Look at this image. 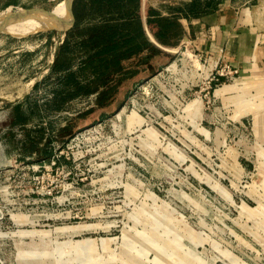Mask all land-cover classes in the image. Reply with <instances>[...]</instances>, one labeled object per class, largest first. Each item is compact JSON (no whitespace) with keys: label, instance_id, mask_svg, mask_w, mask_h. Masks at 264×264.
<instances>
[{"label":"rangeland","instance_id":"obj_1","mask_svg":"<svg viewBox=\"0 0 264 264\" xmlns=\"http://www.w3.org/2000/svg\"><path fill=\"white\" fill-rule=\"evenodd\" d=\"M62 1L0 0V264H264V60L55 68ZM234 6L264 34V0Z\"/></svg>","mask_w":264,"mask_h":264},{"label":"trees","instance_id":"obj_2","mask_svg":"<svg viewBox=\"0 0 264 264\" xmlns=\"http://www.w3.org/2000/svg\"><path fill=\"white\" fill-rule=\"evenodd\" d=\"M211 3L209 0L204 5L210 7ZM185 7L187 12L180 7L170 8L174 15L164 17L146 0H73L75 21L66 31L54 67L67 68V61L61 63L60 60L64 58L65 51L74 47L87 53L79 63L81 71L85 68L97 71L104 66L102 73H107L121 69L122 61L136 56L145 47L158 52L156 43L176 46L182 32L177 17L197 15L202 11L198 1ZM145 28L152 39L145 36ZM68 74L74 84H79L73 78V71H68Z\"/></svg>","mask_w":264,"mask_h":264},{"label":"crops","instance_id":"obj_3","mask_svg":"<svg viewBox=\"0 0 264 264\" xmlns=\"http://www.w3.org/2000/svg\"><path fill=\"white\" fill-rule=\"evenodd\" d=\"M196 1L201 3V13L197 15L189 14L187 17L184 15L177 17L182 30L178 45L187 43L195 49L222 55L234 67L243 71L251 67H257L262 63V60H264V34L247 27V24L237 14L239 11L237 12L234 9L236 7L234 6L235 4H243L249 0H217V3H215L216 0H210L212 2L210 7H208V4L204 5L209 0H167L166 3L168 5L164 10L161 9L162 7L153 5L152 0H146L148 5L156 8L160 15L164 17H171L170 14L173 7H180L187 12L185 6ZM174 2L178 5H173L175 4ZM72 16V23L69 27L75 21L73 13ZM211 27L213 28V33L208 34L207 31ZM144 34L149 39H152L147 28L144 29ZM156 46L159 49L160 47L162 49L173 47L157 43Z\"/></svg>","mask_w":264,"mask_h":264},{"label":"bare ground","instance_id":"obj_4","mask_svg":"<svg viewBox=\"0 0 264 264\" xmlns=\"http://www.w3.org/2000/svg\"><path fill=\"white\" fill-rule=\"evenodd\" d=\"M68 3H69V0H67V2L65 3L64 1L60 2L59 5L54 9L52 10L51 12H48L46 15L42 16L44 17L45 20H49L51 19L52 20H58V27L57 29H60L66 22H67V19H68ZM13 13L14 12H3V13H0V19L1 18H9L10 16H13ZM22 17V16H21ZM42 19V18H40ZM2 22V21H1ZM6 22V21H5ZM28 22V21H27ZM26 22V23H27ZM30 22V21H29ZM47 22V21H46ZM43 23V22H42ZM23 24V23H22ZM20 25V24H19ZM45 25V23H43V26ZM47 25V24H46ZM41 26V25H40ZM171 66V64L169 65ZM172 67V66H171ZM170 68V67H169Z\"/></svg>","mask_w":264,"mask_h":264},{"label":"water","instance_id":"obj_5","mask_svg":"<svg viewBox=\"0 0 264 264\" xmlns=\"http://www.w3.org/2000/svg\"><path fill=\"white\" fill-rule=\"evenodd\" d=\"M72 1L73 0H69V3H68V20L60 29H66L72 23V19H73V16H72Z\"/></svg>","mask_w":264,"mask_h":264},{"label":"built area","instance_id":"obj_6","mask_svg":"<svg viewBox=\"0 0 264 264\" xmlns=\"http://www.w3.org/2000/svg\"><path fill=\"white\" fill-rule=\"evenodd\" d=\"M208 34H211L213 33V28H209L208 31H207ZM215 63L217 62H223L224 63V67H226L228 70L230 69L231 66H233L230 62H227L223 57H217L215 60H214Z\"/></svg>","mask_w":264,"mask_h":264}]
</instances>
